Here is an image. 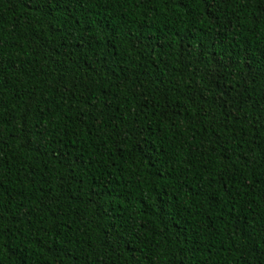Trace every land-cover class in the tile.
I'll return each mask as SVG.
<instances>
[{"label": "trees", "instance_id": "trees-1", "mask_svg": "<svg viewBox=\"0 0 264 264\" xmlns=\"http://www.w3.org/2000/svg\"><path fill=\"white\" fill-rule=\"evenodd\" d=\"M0 264H264V0H0Z\"/></svg>", "mask_w": 264, "mask_h": 264}]
</instances>
